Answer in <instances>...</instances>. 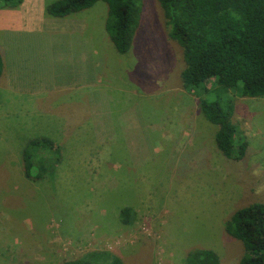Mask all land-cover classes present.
<instances>
[{
  "label": "rangeland",
  "instance_id": "obj_1",
  "mask_svg": "<svg viewBox=\"0 0 264 264\" xmlns=\"http://www.w3.org/2000/svg\"><path fill=\"white\" fill-rule=\"evenodd\" d=\"M80 15L89 32L82 36H26L19 75L33 83L4 103L6 115L0 108V264H61L91 250L125 264H185L193 248L238 264L242 244L224 223L264 202V97L235 99L232 120L248 145L241 160L228 159L216 147L217 126L181 85L182 50L158 0H142L126 53L105 30L104 1L53 17L52 27ZM35 45L44 48L39 60ZM40 136L55 142L60 159L32 181L21 154ZM123 207L131 208L127 224Z\"/></svg>",
  "mask_w": 264,
  "mask_h": 264
},
{
  "label": "trees",
  "instance_id": "obj_2",
  "mask_svg": "<svg viewBox=\"0 0 264 264\" xmlns=\"http://www.w3.org/2000/svg\"><path fill=\"white\" fill-rule=\"evenodd\" d=\"M99 0H55L46 14L64 17L91 7ZM107 4L105 30L119 53L132 45L139 25L142 0H101ZM0 6L18 7L22 0H1ZM167 35L182 50L181 85L198 99L204 117L217 126L215 144L228 159L241 160L248 141L232 120L237 97H264V0H158ZM3 62L0 55V75ZM211 80L208 84L206 81ZM209 85V86H208ZM214 94L216 99L205 98ZM59 147L48 137L28 140L21 160L25 177L42 179L59 161ZM131 208L119 211L129 223ZM225 231L242 244L238 264H264V202L235 210L224 223ZM185 264H220L210 248H193ZM22 264V263H18ZM61 264H125L107 250H91Z\"/></svg>",
  "mask_w": 264,
  "mask_h": 264
},
{
  "label": "crops",
  "instance_id": "obj_3",
  "mask_svg": "<svg viewBox=\"0 0 264 264\" xmlns=\"http://www.w3.org/2000/svg\"><path fill=\"white\" fill-rule=\"evenodd\" d=\"M52 1L55 0H22L18 7L0 6V55L3 62V72L0 75V90L4 92L0 93V108L3 106L4 109L1 112L4 115L8 111L6 108L8 103L7 105H4V103L6 101L12 102L14 96L19 97L22 93L30 91L29 86L33 83V81L29 82L28 78L19 75V66L24 59L21 55L20 47L26 40V36L50 34L54 31L74 33L81 36L84 33H89L84 27L81 15L77 19L66 20L69 23L68 28L53 29L55 17H50L45 12V5ZM31 47L37 50L32 59L39 60L40 53L44 48L41 45ZM45 49L51 51L50 48ZM94 51L96 52L95 48Z\"/></svg>",
  "mask_w": 264,
  "mask_h": 264
}]
</instances>
